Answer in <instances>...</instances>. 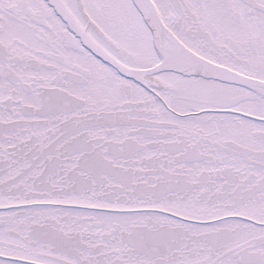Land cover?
Masks as SVG:
<instances>
[{
    "label": "snow or ice",
    "instance_id": "1",
    "mask_svg": "<svg viewBox=\"0 0 264 264\" xmlns=\"http://www.w3.org/2000/svg\"><path fill=\"white\" fill-rule=\"evenodd\" d=\"M0 264H264V0H0Z\"/></svg>",
    "mask_w": 264,
    "mask_h": 264
}]
</instances>
